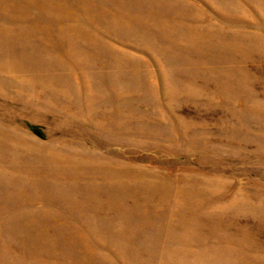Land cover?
Returning a JSON list of instances; mask_svg holds the SVG:
<instances>
[{"label":"rangeland","instance_id":"obj_1","mask_svg":"<svg viewBox=\"0 0 264 264\" xmlns=\"http://www.w3.org/2000/svg\"><path fill=\"white\" fill-rule=\"evenodd\" d=\"M0 264H264V0H0Z\"/></svg>","mask_w":264,"mask_h":264}]
</instances>
